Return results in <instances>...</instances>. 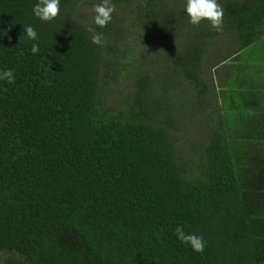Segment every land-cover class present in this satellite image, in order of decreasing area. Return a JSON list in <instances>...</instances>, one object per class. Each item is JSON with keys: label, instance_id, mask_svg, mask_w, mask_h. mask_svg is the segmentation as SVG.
Returning a JSON list of instances; mask_svg holds the SVG:
<instances>
[{"label": "trees", "instance_id": "16d2710c", "mask_svg": "<svg viewBox=\"0 0 264 264\" xmlns=\"http://www.w3.org/2000/svg\"><path fill=\"white\" fill-rule=\"evenodd\" d=\"M37 2L0 0L1 264H264V0H217L222 31L186 0H111L100 46V0L50 22Z\"/></svg>", "mask_w": 264, "mask_h": 264}, {"label": "clouds", "instance_id": "9594fccd", "mask_svg": "<svg viewBox=\"0 0 264 264\" xmlns=\"http://www.w3.org/2000/svg\"><path fill=\"white\" fill-rule=\"evenodd\" d=\"M92 10L94 12L92 24L84 25V28L90 33L91 43L100 46L103 43V34L96 28H105L111 22L116 6L111 0H100V3L93 5ZM184 10L189 17L190 24L197 26L202 20H207L214 30L222 31L224 10L217 0H186ZM32 13L41 21H53L61 15L60 0H38L32 8ZM23 31L28 39L34 41L38 39V33L33 25H26ZM38 51V44H33L31 52L36 54ZM0 80H6L10 84L15 83L14 71L6 69L0 72ZM174 234L182 243L190 245L194 252L202 253L204 251L206 242L202 236L186 233L181 225L176 226Z\"/></svg>", "mask_w": 264, "mask_h": 264}, {"label": "rangeland", "instance_id": "374dc122", "mask_svg": "<svg viewBox=\"0 0 264 264\" xmlns=\"http://www.w3.org/2000/svg\"><path fill=\"white\" fill-rule=\"evenodd\" d=\"M126 16H128L129 18H131V14H129V13H127L126 14ZM185 29L186 28H183V26L178 30V32H177V35H176V40L178 41L179 39L181 40V42H183L184 40H185V37H184V32H185ZM220 37H219V42H218V44H219V46H221V47H219L218 49H216V50H214V51H210V53H212V57L213 58H215V59H217V60H219V58L220 57H223V56H225L226 55V53L228 52V51H230V45H228V44H233V40H234V37H233V34L231 33L230 34V32H226V31H224L223 33H220ZM228 36V37H227ZM216 36L214 35L213 36V42L215 43V40L216 39H218V38H215ZM264 39V38H263ZM168 39L166 38V41H167ZM173 42V41H172ZM253 46V45H252ZM254 47V46H253ZM253 47H245L244 49H241L242 51V53H241V55L242 54H245V53H247L249 50H251V49H253ZM254 48H256V47H254ZM212 49V48H211ZM257 54L259 55V56H264V41H261V42H259V44H257ZM156 57L158 58L159 56L158 55H156ZM232 61H234L235 62V59L234 60H232ZM260 61H262V62H264V59L263 58H261V60ZM131 66V65H130ZM217 67V66H216ZM216 67H214V68H212L211 69V73L214 75V74H216V70H215V68ZM226 68V66H225V64H224V66H222V67H219V69H225ZM219 69H217V71H220ZM128 81V80H127ZM121 84H120V87L122 88V86H124V85H129V83L128 82H120ZM125 88H127V87H123L122 89L123 90H125ZM182 97H185L184 95H181ZM179 102L180 103H183L184 102V98H182V99H180L179 100ZM7 254H5V253H0V264H1V262L4 260V259H6L7 258Z\"/></svg>", "mask_w": 264, "mask_h": 264}]
</instances>
